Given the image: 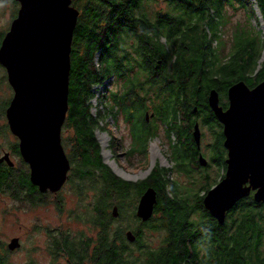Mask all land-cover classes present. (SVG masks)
<instances>
[{
	"label": "trees",
	"instance_id": "1",
	"mask_svg": "<svg viewBox=\"0 0 264 264\" xmlns=\"http://www.w3.org/2000/svg\"><path fill=\"white\" fill-rule=\"evenodd\" d=\"M76 1L83 4L84 12L80 14L74 32L66 123L75 129L73 142L69 145L73 147L75 168H80L82 175L71 178L73 181L76 179L79 185L81 181L82 185L86 182L84 179L93 177L95 169H104L108 171L110 181L101 189L99 198L96 197L95 213L94 210L86 212L92 214L87 218L82 215L97 229V237L89 238L85 234L57 236L50 246V252L56 255L54 259L64 257L67 259L64 264H264V203L253 197L240 200L235 206L240 211L231 214L232 217L236 215L234 222L223 226L206 210L203 223L189 222L195 211L190 195L185 193L179 197L177 192L171 194L170 187L173 192L178 191L177 181L161 175V171L172 169H155L143 182L126 180L112 172L103 160L96 136L100 122L91 115L90 106L94 87L104 86L106 80L115 76L122 82V87L121 91L112 92L111 98L120 106L127 122L143 116V126L150 131L146 125V114L152 108L153 118L159 117L168 125L170 140L174 132L188 136L187 127H182V113L190 119L198 117V112L203 110L195 111V108L199 102L205 104L213 88L254 78L264 44L260 51L252 45L248 49L242 44L226 63L216 66L217 57L214 59L210 48H205L207 34L203 38L198 34V16L211 9L209 5L220 7L224 0H169L186 18L160 23L163 26L160 29L159 25L139 19L138 16H147L138 13L143 0H75V6ZM257 2L264 16V0ZM152 26L157 29L154 34L151 33L154 30ZM98 54L103 56L102 68H96ZM139 60H144L143 68L138 67ZM259 72L262 75L257 77L264 78V65ZM218 74L220 76L216 78ZM4 116L5 111L0 110V118ZM134 127L141 132V127ZM2 130L8 131L7 126L0 128V135ZM150 139L146 140L145 149ZM14 149L22 156L18 143ZM92 155L96 158L93 159ZM24 161V167L20 168L16 165L11 167L7 162L0 163V193L7 192L28 205L38 206L49 191L42 193L38 186L33 185L30 166ZM222 170L225 172L221 179L226 175L227 166ZM198 178H193L192 183L207 181ZM214 182L208 188L218 184ZM135 187H146L145 190L153 187L157 191V223L162 222L171 233L167 249L163 245L160 252L151 250L141 228L138 233L133 231L136 235L134 241L127 237L129 225L128 228L124 225L114 228V224L123 219L126 201ZM80 191L84 192L83 189ZM205 196L198 198L202 201L199 200L202 203L198 205L199 209L203 208ZM114 207L118 208L119 217L114 215ZM133 213L136 221L141 220L137 213ZM152 220L143 225L156 229L157 226L150 225ZM60 233L64 231L60 229ZM136 250L141 251L140 256H136ZM5 252L6 249L0 246V264H8Z\"/></svg>",
	"mask_w": 264,
	"mask_h": 264
},
{
	"label": "rangeland",
	"instance_id": "2",
	"mask_svg": "<svg viewBox=\"0 0 264 264\" xmlns=\"http://www.w3.org/2000/svg\"><path fill=\"white\" fill-rule=\"evenodd\" d=\"M77 3L76 1V7L81 13L84 12L83 4L81 2ZM251 3L252 8H249L250 11L243 8L230 10L232 13L234 11V22H244L243 25L235 27L236 34L238 32L245 33L248 42L249 40H258L256 51H259L260 35L264 44V16L257 4V0H251ZM141 4L145 6L140 7L138 13L146 11L148 14L154 15L158 10L168 5V0H143ZM20 7L21 4L17 0H0V47L5 35L11 29L14 19L18 16ZM212 33L213 30L211 29ZM163 41L166 42V39H163ZM209 45L210 42L207 41V46ZM224 45L225 42H222V49H224ZM102 57L100 54L97 55L96 68H102ZM263 62L264 48L260 63L262 64ZM115 75L118 76L119 74L115 73ZM121 87L122 82L112 76L106 80L104 86L96 85L94 87V98L90 101L91 115L100 122L96 130V136L101 146L104 162L114 174L134 182L145 181L155 169H172L168 172L161 171V175L165 179L177 181L178 191L173 192L170 187V193L174 194L177 192L179 197L188 193L191 197V206L195 208L194 216H191L189 222H191V219L197 221L200 217L204 220L206 215L203 212L206 208L204 206L202 210L198 208V205L202 204L200 203L201 199L199 201L198 198L207 194L210 190L208 188L209 184L215 183L214 181L219 183L222 180L221 176L224 174V170L221 167L209 168L198 164L195 160L196 147L189 142L190 139L187 135H180L174 132L173 139L170 140L168 125L159 117L153 118L152 114L154 111L152 108L149 109L150 119L146 122V125L151 128L150 131L143 126V116L127 122L120 106H117L111 98L112 92L121 91ZM14 94V89L8 80L7 70L0 64V110L5 111V116L0 118V128L4 126L8 128L6 132L2 130L3 134L0 135V157L9 152L16 167L20 168L24 167L22 162L24 159L14 149L15 144L18 143L19 145L20 140L10 130L7 118V109ZM189 118L188 115L182 113V127H187ZM135 125L142 128L141 132H137ZM205 130L207 131V129ZM155 133L157 136L153 137L156 135ZM74 135L75 129L65 123L62 131V141L72 165L69 172L70 177L58 194L49 191L46 196L42 197L43 203L38 206H32L25 203V201L15 199L7 192L0 193V246H3L7 251L5 253L7 254L8 264H57L56 261L58 264H64L67 262L66 258L62 257L61 259L59 258L60 260H55L50 254L53 236L71 234V236L77 237L85 234L89 238L97 237V229L91 223H88L87 219L82 215L92 210L95 213L96 197L97 199L99 198L101 189L110 181V177L108 171L95 169L93 177L84 179L86 182H82V185L81 181L79 185L76 179L72 180V176L82 175V170L75 168L76 163L72 160L73 147L69 144H72ZM206 137L207 143L213 142L212 134L207 132ZM149 138L151 139L145 149L143 146ZM105 140H108V146ZM156 144H158V147ZM154 145L159 150L156 157L152 155ZM208 153L210 152L208 151ZM212 156L225 157V153L220 146H217L212 152ZM205 157L208 160L211 159L206 154ZM92 158L95 159L96 157L92 155ZM110 162L113 165L116 162L114 166L130 178L118 174ZM195 177L207 179V181L192 183ZM209 178L211 180H208ZM81 189H83V193H81ZM145 189L146 187H135L132 189L131 196L126 201V211L123 214V219L116 222L114 228L122 225L128 228L129 225L130 228L127 231L132 230L136 233L140 232L141 228L146 244L150 246L151 250L156 251L163 247L170 234L169 231H166V226L163 227L162 222L157 223L159 218H156L155 213L150 225L157 226L158 228L156 227V229H152L149 225L144 226V222L139 219V221L135 220L133 212L137 213L140 199L146 192ZM111 212L113 213V206L111 207ZM90 215L92 214H85L86 218ZM78 216L81 217V220L78 219ZM117 217H119V214ZM162 220L164 221L165 219ZM60 229L64 233H60ZM16 237L20 238L22 246L15 251H11L8 248V244ZM55 241L56 239L54 243ZM135 254L140 256L141 251L136 250Z\"/></svg>",
	"mask_w": 264,
	"mask_h": 264
},
{
	"label": "water",
	"instance_id": "3",
	"mask_svg": "<svg viewBox=\"0 0 264 264\" xmlns=\"http://www.w3.org/2000/svg\"><path fill=\"white\" fill-rule=\"evenodd\" d=\"M21 7L0 47V63L8 73L14 97L7 109L10 130L19 140L23 159L30 166V179L40 192L58 194L67 183L71 160L62 141L69 111L72 48L81 11L73 0H17ZM232 107L217 108L219 95L213 90L210 103L225 124V146L229 151L225 177L204 197V204L220 225L237 203L254 192L264 203V83L255 89L235 85L230 92ZM154 116V114H152ZM150 119V113H147ZM241 123V124H240ZM245 127H239V125ZM200 145L198 124L194 133ZM15 166L9 152L0 163ZM200 163L207 166L201 156ZM158 202L157 191L146 190L137 216L150 220ZM114 215L118 208L114 207ZM130 241L136 239L127 232ZM20 238L8 244L12 251L21 248Z\"/></svg>",
	"mask_w": 264,
	"mask_h": 264
},
{
	"label": "flooded vegetation",
	"instance_id": "4",
	"mask_svg": "<svg viewBox=\"0 0 264 264\" xmlns=\"http://www.w3.org/2000/svg\"><path fill=\"white\" fill-rule=\"evenodd\" d=\"M257 4H258V2H257ZM140 6L142 7L145 5L141 4ZM209 6L212 7L211 9L209 8L210 10L208 9L206 12H204L203 14H200V16H198V34L200 35L201 38L205 37L207 34V41L210 42V45L207 46V44H206L205 48H207V49L210 48V52L213 53L214 59H216V57H217L216 63H215L216 66H219V65L226 63V61L229 60V58L232 55H234V53H236L240 47H242V44H244L245 46H248V49H250V45H252L255 50L257 49L258 40H254V41L249 40V42H248L247 37H246L247 35L245 33L238 32L236 34L235 27L239 26V25H243L244 22L243 23H240L239 21L234 22V11L232 13L230 10V9L235 10L236 8H243V9L250 11L249 8L250 9L252 8L250 0H224L220 7H216L214 5H209ZM141 13L146 14L147 16H145V15L138 16L139 19H141V20L146 19L151 24H156V26L159 25L160 23L163 24L164 22H167L170 20L174 21V20L186 18V15H181L182 12L180 11V9H178V7L176 8L175 5H172V2L169 0H168V5L166 7H163L162 9L158 10V12L154 15H150L146 11L145 12L142 11ZM175 14H177V15H175ZM141 24L142 23L140 22V25ZM156 26H152L154 29L151 32L152 34L156 33V30H157V29H155ZM137 27H139V26H137ZM160 27H163V26L159 25L158 28L160 29ZM142 29L144 30V28H142ZM208 29H209V31H208ZM211 29L213 30L212 34H211ZM235 34H236V36H235ZM259 35H260V33H259ZM163 39H165V38H162V40ZM222 42H225L224 49L221 48ZM262 46H263V41H262L261 35H260V50H261ZM209 60H210V58H209ZM144 63H145L144 60L143 61L139 60V62L137 63L138 67L143 68ZM263 65H264V62L262 64L260 63L258 70L253 75L254 78H252V79L251 78L240 79L238 81H234V82L228 83L226 85L223 84L219 87L213 88V90H216L218 92V95H219V102H218L217 108L223 112H226L229 109H231L232 99L230 96V92H231V89L235 85H237L239 83H244L250 89H255L260 84L264 83V78H258L257 77L258 74H259V76L262 75V72H259V70L263 69ZM219 76L220 75L218 74L216 76V78H219ZM199 109H202L203 111L201 113L198 112V117L195 116L194 118H191L192 120L189 118L188 119V125H187L188 129L186 128V130H188L187 132L190 133V135H188V137L190 139L189 142L196 147V150H195L196 159L195 160L198 164L201 165L200 157L201 156L205 157V154H206L207 156L211 157L210 160H208L205 157L207 159V162H208V165L206 167H209V168L221 167V168H223L225 165L228 167L227 160L229 157V151H228L227 147L225 146V141H226L225 129H226V127H225V124L222 122V120L217 115L214 108L212 107V105L210 103V96L207 99V101L205 102V104L199 102V105H198V107L195 108V111H197V110L199 111ZM147 121H149V120L147 119ZM197 124H198L199 130H200V138H201L200 145L197 144L196 139L194 137V133L196 131V125ZM245 124L243 123V126L239 125V127H245ZM205 129H207V131ZM207 132L212 134V137H213L212 141L213 142H211V143H207V141H206L207 140V137H206ZM191 133H192V135H191ZM217 146H220L223 149V151L225 153V157H221V156L213 157L212 156V152L214 151V149H216ZM208 151L210 153H208ZM249 197L254 198V192ZM203 206L205 207L204 201H203ZM234 209H235V207L228 212L227 218H226V223L227 222H230V223L234 222L236 215L234 217H232L231 216L232 212L233 211L234 212L240 211L239 209L238 210H236V209L234 210ZM206 211H208V210L206 209ZM237 212H235V213H237ZM191 215L194 216V213H192ZM195 216H198V215H195ZM213 218L215 220H217L215 217H213ZM151 219H153V217ZM205 219L206 218H204V220ZM204 220L200 217L199 220H197V221L192 220V222H195L198 224V221L202 222ZM221 226H223V225H221ZM166 231H169V230L166 229ZM169 234H170V236L164 242V248H166V249L169 246V239L171 237L170 232H169ZM56 237L57 236H53L52 239L55 240ZM187 244H188V242H187ZM160 249H158L157 252H160L161 251ZM196 253L198 254V252H196ZM50 254L53 258H56L55 254H53L52 252H50Z\"/></svg>",
	"mask_w": 264,
	"mask_h": 264
},
{
	"label": "bare ground",
	"instance_id": "5",
	"mask_svg": "<svg viewBox=\"0 0 264 264\" xmlns=\"http://www.w3.org/2000/svg\"><path fill=\"white\" fill-rule=\"evenodd\" d=\"M105 142L107 143L106 145L108 146V140H105ZM157 145V147H158V144H156ZM155 145H154V148H153V150H152V155H153V157H156L157 155H158V153H159V150H158V148H157ZM112 156V155H111ZM110 164L111 165H113L111 162H110ZM115 164H116V162H115ZM114 164V165H115ZM113 165V166H114ZM118 166V165H117ZM115 167V166H114ZM115 170H116V172L118 173V174H120V175H122V176H124V177H126V178H130V177H128L127 175H125V173H122L120 170H119V168H117V167H115Z\"/></svg>",
	"mask_w": 264,
	"mask_h": 264
}]
</instances>
